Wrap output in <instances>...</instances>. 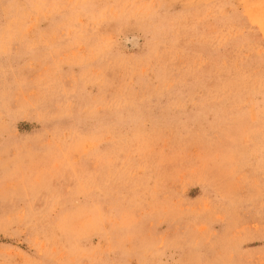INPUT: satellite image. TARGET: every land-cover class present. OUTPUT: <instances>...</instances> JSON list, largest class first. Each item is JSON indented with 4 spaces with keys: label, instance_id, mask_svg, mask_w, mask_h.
<instances>
[{
    "label": "rangeland",
    "instance_id": "obj_1",
    "mask_svg": "<svg viewBox=\"0 0 264 264\" xmlns=\"http://www.w3.org/2000/svg\"><path fill=\"white\" fill-rule=\"evenodd\" d=\"M0 264H264V0H0Z\"/></svg>",
    "mask_w": 264,
    "mask_h": 264
}]
</instances>
